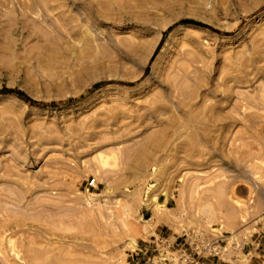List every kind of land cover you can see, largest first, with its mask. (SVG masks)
<instances>
[{"label": "rangeland", "instance_id": "rangeland-1", "mask_svg": "<svg viewBox=\"0 0 264 264\" xmlns=\"http://www.w3.org/2000/svg\"><path fill=\"white\" fill-rule=\"evenodd\" d=\"M263 105L264 0H0V264H264Z\"/></svg>", "mask_w": 264, "mask_h": 264}, {"label": "bare ground", "instance_id": "bare-ground-1", "mask_svg": "<svg viewBox=\"0 0 264 264\" xmlns=\"http://www.w3.org/2000/svg\"><path fill=\"white\" fill-rule=\"evenodd\" d=\"M184 46V45H183ZM187 47V46H186ZM184 55H185V53H184ZM177 61V60H176ZM175 64H176V62H175ZM182 72V71H181ZM180 74V73H179ZM188 74V73H187ZM188 76V75H187ZM174 79V78H173ZM174 84V83H173ZM176 87V86H175ZM248 102V101H247ZM251 102V101H250ZM259 102V101H258ZM253 103V102H252ZM262 105V104H261ZM264 106V105H263ZM153 201V200H152ZM209 212V211H208ZM207 212V213H208Z\"/></svg>", "mask_w": 264, "mask_h": 264}]
</instances>
